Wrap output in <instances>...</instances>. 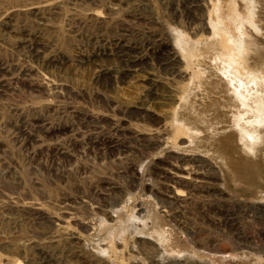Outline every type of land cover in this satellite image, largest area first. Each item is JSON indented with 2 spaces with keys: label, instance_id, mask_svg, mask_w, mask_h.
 Returning <instances> with one entry per match:
<instances>
[{
  "label": "rangeland",
  "instance_id": "rangeland-1",
  "mask_svg": "<svg viewBox=\"0 0 264 264\" xmlns=\"http://www.w3.org/2000/svg\"><path fill=\"white\" fill-rule=\"evenodd\" d=\"M217 27L264 80V0H0V264H264V127L231 172L186 54Z\"/></svg>",
  "mask_w": 264,
  "mask_h": 264
},
{
  "label": "bare ground",
  "instance_id": "bare-ground-1",
  "mask_svg": "<svg viewBox=\"0 0 264 264\" xmlns=\"http://www.w3.org/2000/svg\"><path fill=\"white\" fill-rule=\"evenodd\" d=\"M234 12L235 10L228 11V14L234 16L233 15ZM219 31H221V28L217 27V32H216L217 36L214 38L210 50L200 53L196 51L187 50L186 54L191 58L198 56L197 65L198 67L204 65V69H203L204 71L201 68L200 69L202 71L199 70L198 68L196 77H200V80L207 82L208 88L210 87L209 88L210 92L218 97L214 99L216 104L217 105L219 104L218 106H226L231 110L230 112L228 111L225 112L227 118L231 122L230 125L228 123L227 127L223 126L224 128H221V130L217 131V134H212V138L210 139V141L214 146H217L219 149H221L222 151L221 153H223L228 158V162L230 163L228 169H231V172H233L232 168L234 169L236 168L237 162L244 161L245 159L252 157L251 156L253 155L252 145H254V143L257 141V138L261 134L262 132L261 130L264 127V111L261 109V106L264 107V101H263L264 80L259 79L256 74L250 73L245 69L244 61H242L238 56V53L240 51L239 42L235 40L237 42L235 44L234 40L231 37L225 35V33L220 34ZM202 60L203 63H200V61ZM209 61L214 66L215 70L211 65L207 64ZM257 97H260L262 101L255 99ZM257 100L261 102L260 105L257 104L258 103ZM214 101H212V103ZM178 105H180V107L181 106L184 107L188 105L190 106V104L185 101V97H183L180 100V104ZM238 106L240 107V110L237 108ZM203 107L204 106H202L200 110L203 111L202 117L204 118L203 119V123H204L205 107L204 109ZM214 109L215 111L217 110L216 105L214 106ZM220 111L224 112L223 109H221ZM249 114L253 116V119H249V117H247L248 119L244 118V115H249ZM197 115L199 117V115L201 114H197ZM208 124L213 125L210 122H208ZM181 128H183V126L180 123H178V129ZM221 134L222 136L223 135L224 136L220 140L219 136ZM216 135L218 136V138H215L214 140L213 137ZM181 170L183 172L180 171L179 173H176L175 178L188 179L187 177L188 174L187 173L184 174L185 170L184 169ZM233 174H234L233 177L235 178L237 174L236 175L235 173ZM178 193L179 192H177V194ZM150 205L153 204L150 203ZM149 214H156V213H152V210L149 208ZM149 218L153 220V223L155 224L156 227H160L162 235L158 236L157 239L160 245L165 246L168 237L164 236L166 235L164 232L165 228L158 225L161 224L160 222L161 218H159L158 215L155 216L150 215Z\"/></svg>",
  "mask_w": 264,
  "mask_h": 264
},
{
  "label": "crops",
  "instance_id": "crops-1",
  "mask_svg": "<svg viewBox=\"0 0 264 264\" xmlns=\"http://www.w3.org/2000/svg\"><path fill=\"white\" fill-rule=\"evenodd\" d=\"M213 167H214V166H213ZM214 168H215V167H214ZM151 226H152V228H156V229L158 228V227H156L155 225H151ZM160 226L163 227V228H164V227L166 228V229H164V232H165V234L167 235V233H168L167 231H168V229L170 230V228H169L167 225L163 224V223H161ZM162 230H163V229H162ZM159 232H160V234L162 235L161 229H160ZM166 235H164V236H166ZM156 236H157V235H156ZM159 236H160V235H159ZM169 238H170V237H169ZM159 244H160V243H159ZM165 246H166V244H165ZM166 247H167V248H166V250H167V249H168V246H166ZM167 251H168V250H167Z\"/></svg>",
  "mask_w": 264,
  "mask_h": 264
}]
</instances>
